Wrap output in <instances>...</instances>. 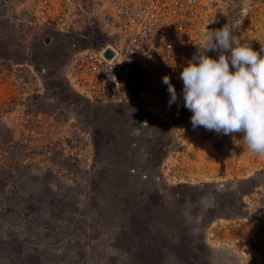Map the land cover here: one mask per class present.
Wrapping results in <instances>:
<instances>
[{
	"label": "rangeland",
	"instance_id": "rangeland-1",
	"mask_svg": "<svg viewBox=\"0 0 264 264\" xmlns=\"http://www.w3.org/2000/svg\"><path fill=\"white\" fill-rule=\"evenodd\" d=\"M199 1L170 79L178 94L211 31L264 45V0ZM110 2L0 0V264H187L170 246L179 239L201 264H264V155L241 133L194 129L182 96L169 106L167 86L141 89L136 72L130 96L110 103L61 74L73 48L110 40ZM251 175L236 199L235 181Z\"/></svg>",
	"mask_w": 264,
	"mask_h": 264
},
{
	"label": "built area",
	"instance_id": "built-area-1",
	"mask_svg": "<svg viewBox=\"0 0 264 264\" xmlns=\"http://www.w3.org/2000/svg\"><path fill=\"white\" fill-rule=\"evenodd\" d=\"M200 6L199 0L173 5L169 0H111L106 23L110 40L73 48L61 74L73 89L100 103L126 100L137 86L134 72L142 80L141 89L165 75L171 79L179 70L186 41L185 17ZM107 48L110 57L104 54Z\"/></svg>",
	"mask_w": 264,
	"mask_h": 264
},
{
	"label": "clouds",
	"instance_id": "clouds-1",
	"mask_svg": "<svg viewBox=\"0 0 264 264\" xmlns=\"http://www.w3.org/2000/svg\"><path fill=\"white\" fill-rule=\"evenodd\" d=\"M196 45L179 75L180 94L167 75L162 78L169 106L179 104L182 96L194 129L241 133L250 151L264 155V45L255 50L227 26L211 31Z\"/></svg>",
	"mask_w": 264,
	"mask_h": 264
},
{
	"label": "trees",
	"instance_id": "trees-1",
	"mask_svg": "<svg viewBox=\"0 0 264 264\" xmlns=\"http://www.w3.org/2000/svg\"><path fill=\"white\" fill-rule=\"evenodd\" d=\"M37 45V44H36ZM93 144H94V150L95 153L97 152L98 149V144H99V138H94L93 137ZM255 175H251L249 177L246 178H241V179H237L236 182V187L232 189V194L236 195V199H239V197H241V195H243L244 193L250 191L254 186H255ZM207 184V183H205ZM180 186H185V187H196V185H188V184H176L174 186H172L173 188L176 187H180ZM162 193H153L150 196V199L148 200V208L150 207L151 204L157 203L160 201V199L162 198ZM184 196V195H183ZM240 204L237 201V208L235 210L239 209ZM236 207V206H235ZM209 212H210V216H215V209L214 207H209ZM173 249V252L175 254V256L179 259L184 261V263L187 264H201L198 257H197V253H196V244L193 243L192 241H186L185 239H179V242L175 243L174 245H170ZM188 250V251H187ZM161 257L162 254L158 255Z\"/></svg>",
	"mask_w": 264,
	"mask_h": 264
},
{
	"label": "water",
	"instance_id": "water-1",
	"mask_svg": "<svg viewBox=\"0 0 264 264\" xmlns=\"http://www.w3.org/2000/svg\"><path fill=\"white\" fill-rule=\"evenodd\" d=\"M104 54H105L107 57H110V56L112 55V50H111L110 48H107V49L105 50ZM136 120H137V119H136ZM142 121H143L144 123H147V122H148V121H147V118H145V117L142 118ZM132 132H133V133H137V132H138V129H132Z\"/></svg>",
	"mask_w": 264,
	"mask_h": 264
}]
</instances>
